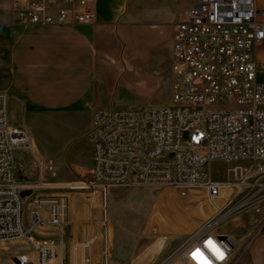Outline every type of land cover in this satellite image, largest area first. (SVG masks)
I'll return each mask as SVG.
<instances>
[{"label": "built area", "instance_id": "built-area-1", "mask_svg": "<svg viewBox=\"0 0 264 264\" xmlns=\"http://www.w3.org/2000/svg\"><path fill=\"white\" fill-rule=\"evenodd\" d=\"M12 6L24 29L97 24L90 0H12ZM262 16L255 0H194L173 29L171 102L93 113L87 188L106 197L118 187H163L182 199L191 193L213 204L225 199L227 206L253 188L264 175L263 65L256 60L264 43ZM34 143L30 132L10 124L7 98L0 93V250L26 246L11 264H111L105 212L87 221L83 240L73 242L68 235L69 198L44 176H55L51 162L36 159L37 182L20 180L16 154L33 152ZM214 162L237 164L232 178L215 180ZM254 212L262 213L260 207ZM236 249L232 236L201 228L168 262L200 264L193 257L199 250L209 264H228Z\"/></svg>", "mask_w": 264, "mask_h": 264}, {"label": "crops", "instance_id": "crops-1", "mask_svg": "<svg viewBox=\"0 0 264 264\" xmlns=\"http://www.w3.org/2000/svg\"><path fill=\"white\" fill-rule=\"evenodd\" d=\"M1 1L0 93L7 98L11 125L21 127L17 118L26 123L38 116L66 117L85 110L93 118L96 110L113 108L115 87L124 79L145 88L143 103H152L167 86V74H172L174 26L194 0H90L96 25L34 29L19 27L12 0ZM255 3L264 11V0ZM259 21L264 22V16ZM256 60L263 65L259 80L264 82V43L256 50ZM229 193L222 191L224 196ZM226 204L206 201L207 214ZM86 228L72 225L67 233L79 242ZM160 241L147 243L125 263L111 260V264H170L169 257L183 243ZM236 243L228 264H264L263 236ZM98 248L97 243L90 255Z\"/></svg>", "mask_w": 264, "mask_h": 264}, {"label": "rangeland", "instance_id": "rangeland-1", "mask_svg": "<svg viewBox=\"0 0 264 264\" xmlns=\"http://www.w3.org/2000/svg\"><path fill=\"white\" fill-rule=\"evenodd\" d=\"M1 2L6 3L7 0ZM166 85L150 104L171 102V73L167 74ZM141 89L130 79L120 81L114 90L113 108L147 104L143 103L145 88ZM15 115L13 111L10 116L14 119ZM15 121L20 128L31 133L36 144L33 152L18 151L16 154L20 180L25 184L37 182L40 175L36 159L51 162L55 176L50 173L44 176L51 184L60 186L68 196L73 225L83 226L90 218H100L104 212L107 214L111 226L112 262L125 263L147 243L161 242V236L168 237L165 242L181 245L201 228L228 234L236 242H251L256 234L264 237V175L253 188L239 193L231 204L214 210L211 216L205 208L207 200L200 193H191L190 198L182 199L169 188L118 187L104 197L87 188L92 180V145L87 138L92 125L91 111L71 113L66 117L38 116L26 123L20 118ZM187 137L185 135V139ZM236 166L214 162L211 165L212 176L217 181H225L232 178V170ZM222 204H225V199L218 202V205ZM254 207H260L262 213L256 214ZM24 249L26 246L22 244L4 247L0 250V258L4 264H9L15 261L14 254Z\"/></svg>", "mask_w": 264, "mask_h": 264}, {"label": "snow or ice", "instance_id": "snow-or-ice-1", "mask_svg": "<svg viewBox=\"0 0 264 264\" xmlns=\"http://www.w3.org/2000/svg\"><path fill=\"white\" fill-rule=\"evenodd\" d=\"M208 246L211 247V242L208 243ZM221 258H222V254H220ZM194 258H199L200 259V264H209V261L203 256L202 253L199 252V250H197L196 253L193 254Z\"/></svg>", "mask_w": 264, "mask_h": 264}, {"label": "bare ground", "instance_id": "bare-ground-1", "mask_svg": "<svg viewBox=\"0 0 264 264\" xmlns=\"http://www.w3.org/2000/svg\"><path fill=\"white\" fill-rule=\"evenodd\" d=\"M35 144V143H34ZM35 146H36V144H35Z\"/></svg>", "mask_w": 264, "mask_h": 264}]
</instances>
